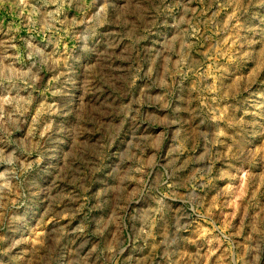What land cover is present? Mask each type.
Listing matches in <instances>:
<instances>
[{
    "label": "rangeland",
    "instance_id": "rangeland-1",
    "mask_svg": "<svg viewBox=\"0 0 264 264\" xmlns=\"http://www.w3.org/2000/svg\"><path fill=\"white\" fill-rule=\"evenodd\" d=\"M0 264H264V0H0Z\"/></svg>",
    "mask_w": 264,
    "mask_h": 264
}]
</instances>
